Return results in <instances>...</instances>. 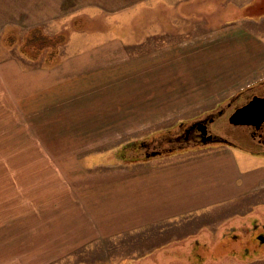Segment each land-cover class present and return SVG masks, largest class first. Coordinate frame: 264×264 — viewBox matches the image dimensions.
Here are the masks:
<instances>
[{
	"label": "rangeland",
	"instance_id": "rangeland-1",
	"mask_svg": "<svg viewBox=\"0 0 264 264\" xmlns=\"http://www.w3.org/2000/svg\"><path fill=\"white\" fill-rule=\"evenodd\" d=\"M71 1L0 0V264H264L262 207L117 227L101 213L106 195L86 188L128 164L225 146L170 144L221 108L212 129L234 139L229 116L264 89V69L199 76L172 55L193 31L259 17L264 0L241 12L235 0H212L205 22L164 23L169 38L147 33L153 12L129 29L121 12ZM254 27L264 33V21ZM159 66L169 75L155 77Z\"/></svg>",
	"mask_w": 264,
	"mask_h": 264
},
{
	"label": "crops",
	"instance_id": "crops-1",
	"mask_svg": "<svg viewBox=\"0 0 264 264\" xmlns=\"http://www.w3.org/2000/svg\"><path fill=\"white\" fill-rule=\"evenodd\" d=\"M211 1L93 0L90 7L110 13L121 12L123 27L128 26L129 29H137L134 27V17L140 14V21H145V13L153 12L155 15L149 17L151 21L146 25L147 33L154 30L153 35L169 38L170 34L164 23L186 21L194 24L200 19L205 22L204 18L199 16L210 12ZM71 2L78 4L81 1ZM71 2L64 3V12ZM253 3L254 0H235L233 6L241 12ZM257 20L264 21V14L259 17L239 15L231 21L213 25V28L209 26V33L193 34V31L191 39L176 41L179 46L177 49L181 52L172 56L177 60L191 62L193 68L191 66L186 69L199 76H222V71L243 74L248 67H260L263 70L264 33L260 35L259 32L253 31L257 28L254 27ZM128 27L127 32L123 33L124 36L130 33ZM133 34L138 35L136 32ZM111 35H115L113 31ZM198 46L200 48H197ZM187 49L189 51L185 52ZM187 62L183 66L187 67ZM155 70L159 71L154 73L155 77L169 75L161 66ZM21 72L24 74L22 70ZM256 74L258 73L254 75ZM183 75L181 73V76ZM155 158L157 159L152 157ZM159 159L162 160L148 159L136 165L128 164L121 169L110 171L111 173L106 172L105 176L92 178L86 183V188H97L100 193L106 195L107 201L100 206V210L104 217L116 222L109 226L146 228L159 222L180 220L200 211L227 210V207L235 210L230 217L237 213H247L254 207H262L264 210L262 156L225 145L191 154L160 156ZM97 236L99 235L94 234L92 238ZM227 244L230 245V240H227Z\"/></svg>",
	"mask_w": 264,
	"mask_h": 264
},
{
	"label": "flooded vegetation",
	"instance_id": "flooded-vegetation-1",
	"mask_svg": "<svg viewBox=\"0 0 264 264\" xmlns=\"http://www.w3.org/2000/svg\"><path fill=\"white\" fill-rule=\"evenodd\" d=\"M255 96L264 97V89L251 94L245 102L241 103L235 108L234 112L239 107L247 104ZM224 111V108H221L216 114H209L206 117L194 120L191 123L187 124L184 128V131L179 132L177 136H174L173 139H171L170 144L172 146L177 145L176 149H178L179 147H194L201 144L204 145L221 142L225 145L237 147L238 149H241L247 153L264 157V121L260 123L254 122L234 124L230 120L231 115L234 113L232 112V114L229 116V121L230 124L234 125L235 129L237 130V133L235 134L236 136H234L233 139L228 134L225 135L222 133H217L212 129V123L215 122L218 116L223 115ZM206 125L209 128L208 132H202V129ZM257 220L260 221L259 219ZM227 235V232L224 233V238H227ZM239 238L240 233L231 234L228 239H234L237 241L239 240ZM258 240L260 243L264 242V233L259 236Z\"/></svg>",
	"mask_w": 264,
	"mask_h": 264
},
{
	"label": "water",
	"instance_id": "water-1",
	"mask_svg": "<svg viewBox=\"0 0 264 264\" xmlns=\"http://www.w3.org/2000/svg\"><path fill=\"white\" fill-rule=\"evenodd\" d=\"M234 124L239 123H254L264 121V97L255 96L247 104L239 107L230 118ZM208 126L206 125L202 132H208ZM162 151H154L152 156L161 154Z\"/></svg>",
	"mask_w": 264,
	"mask_h": 264
}]
</instances>
